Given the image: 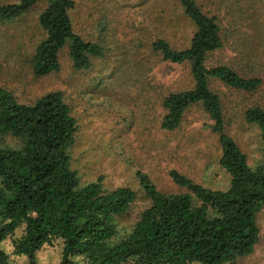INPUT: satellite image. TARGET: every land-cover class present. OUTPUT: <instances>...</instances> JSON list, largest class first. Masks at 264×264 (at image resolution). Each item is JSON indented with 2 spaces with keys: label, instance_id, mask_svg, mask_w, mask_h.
Returning <instances> with one entry per match:
<instances>
[{
  "label": "trees",
  "instance_id": "trees-1",
  "mask_svg": "<svg viewBox=\"0 0 264 264\" xmlns=\"http://www.w3.org/2000/svg\"><path fill=\"white\" fill-rule=\"evenodd\" d=\"M176 1L195 29L189 47L178 50L158 38L151 50L166 62L187 66L193 87L163 98L161 128L176 131L192 107H201L212 122L209 131L217 138L219 165L229 176L227 189L207 188L172 170L173 182L185 192L164 193L139 172L151 205L130 232L123 231L118 220L137 194L128 187L107 193L101 182L81 186L71 158L79 128L62 92L21 104L0 89V137L12 142L0 141V264H12L7 240L11 255L26 257L28 264H36L37 253L56 241L62 242L59 264H75L76 259L82 264H234L253 253L259 241L257 217L264 210V163L250 165L226 132L222 100L211 83L252 92L263 82L226 65L208 67V57L224 49L219 19L198 0ZM41 3L46 8L38 25L44 37L31 58L35 76L58 72L66 46L79 71H88L92 58L104 57L103 47L76 33L74 0L0 4V23L22 18ZM245 119L264 139V109L247 110Z\"/></svg>",
  "mask_w": 264,
  "mask_h": 264
},
{
  "label": "rangeland",
  "instance_id": "rangeland-1",
  "mask_svg": "<svg viewBox=\"0 0 264 264\" xmlns=\"http://www.w3.org/2000/svg\"><path fill=\"white\" fill-rule=\"evenodd\" d=\"M74 28L85 41L99 44L104 57L92 58L88 71L75 69L66 46L60 53V70L44 77L34 75L31 58L44 37L38 25L46 4L36 5L22 18L0 23V89L11 92L21 104H32L49 93L62 92L78 132L71 149L73 170L81 186L101 182L105 192L128 187L137 196L118 220L130 232L151 205L138 173L147 175L164 193L185 192L170 172L176 170L207 188L225 190L228 174L220 167L212 122L201 107H192L179 129L161 128L165 114L162 100L170 93L191 89L187 66L171 64L151 44L166 39L173 48L189 47L192 23L176 0H74ZM14 0H0L10 4ZM205 12L216 15L224 49L210 55L208 67L226 65L242 77L260 78L262 85L244 92L212 81L222 100L226 132L247 155L250 165L264 163L262 132L246 122V111L264 109V0H198ZM244 13H240V11ZM2 143L11 144L10 139ZM259 241L253 253L234 264H264V210L258 214ZM20 233V232H19ZM12 264H28L26 257L11 255ZM62 242L45 246L36 264H59ZM75 264H82L76 259ZM132 264V263H129Z\"/></svg>",
  "mask_w": 264,
  "mask_h": 264
}]
</instances>
